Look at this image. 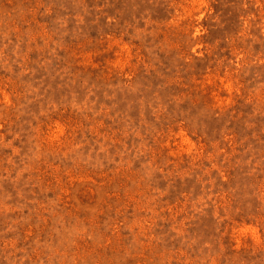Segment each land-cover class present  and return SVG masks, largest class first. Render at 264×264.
<instances>
[{
  "label": "rangeland",
  "instance_id": "obj_1",
  "mask_svg": "<svg viewBox=\"0 0 264 264\" xmlns=\"http://www.w3.org/2000/svg\"><path fill=\"white\" fill-rule=\"evenodd\" d=\"M0 264H264V0H0Z\"/></svg>",
  "mask_w": 264,
  "mask_h": 264
}]
</instances>
